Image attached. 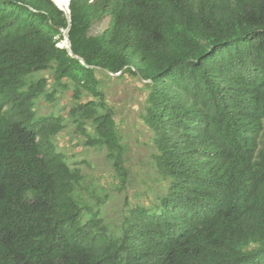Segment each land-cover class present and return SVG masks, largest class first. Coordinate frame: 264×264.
Masks as SVG:
<instances>
[{
    "label": "trees",
    "instance_id": "trees-1",
    "mask_svg": "<svg viewBox=\"0 0 264 264\" xmlns=\"http://www.w3.org/2000/svg\"><path fill=\"white\" fill-rule=\"evenodd\" d=\"M54 1L0 0V264H264V0ZM127 77L161 189L112 225L57 138L72 123L125 187L105 82Z\"/></svg>",
    "mask_w": 264,
    "mask_h": 264
},
{
    "label": "rangeland",
    "instance_id": "rangeland-1",
    "mask_svg": "<svg viewBox=\"0 0 264 264\" xmlns=\"http://www.w3.org/2000/svg\"><path fill=\"white\" fill-rule=\"evenodd\" d=\"M62 44L64 46V41ZM105 93L109 105L116 112L118 127L128 148V184L122 186L106 158V151L86 147L72 123L67 124L66 130L57 138V145L68 156L70 164L82 170L87 185L91 187L93 184L99 193L103 188L107 190L108 198L103 205V212L105 219L115 225L121 221V213L127 204H131L138 196L145 202L154 199L161 189V183H156L159 176L154 166L153 155L156 150L152 132L141 119V113L146 107L147 91L143 90L138 80L127 77L106 80ZM70 102L67 96L55 104L41 102L39 113L56 112L67 116L66 109Z\"/></svg>",
    "mask_w": 264,
    "mask_h": 264
},
{
    "label": "water",
    "instance_id": "water-1",
    "mask_svg": "<svg viewBox=\"0 0 264 264\" xmlns=\"http://www.w3.org/2000/svg\"><path fill=\"white\" fill-rule=\"evenodd\" d=\"M69 4H70V1L68 3V7H67V11H69ZM61 8V7H60ZM63 11H65V9L61 8ZM65 39H64V47L68 50V52L70 53V55H72L73 57H76L77 59H79L82 63H85L84 60L81 58V57H78L76 56L73 52H72V49H71V43H70V37H69V34L65 32ZM121 73L119 74H111V75H114V76H119Z\"/></svg>",
    "mask_w": 264,
    "mask_h": 264
},
{
    "label": "clouds",
    "instance_id": "clouds-1",
    "mask_svg": "<svg viewBox=\"0 0 264 264\" xmlns=\"http://www.w3.org/2000/svg\"><path fill=\"white\" fill-rule=\"evenodd\" d=\"M54 1V0H53ZM55 2V1H54ZM55 4H56V2H55ZM57 5V4H56ZM58 6V5H57ZM59 7V6H58ZM60 8V7H59ZM61 9V8H60ZM62 10V9H61ZM65 12H68L67 10H65ZM69 13V12H68Z\"/></svg>",
    "mask_w": 264,
    "mask_h": 264
}]
</instances>
